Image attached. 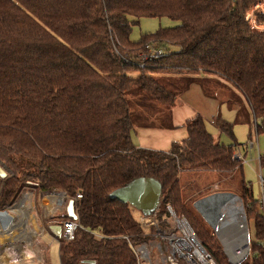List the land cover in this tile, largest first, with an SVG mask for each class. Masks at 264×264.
<instances>
[{"label": "trees", "instance_id": "16d2710c", "mask_svg": "<svg viewBox=\"0 0 264 264\" xmlns=\"http://www.w3.org/2000/svg\"><path fill=\"white\" fill-rule=\"evenodd\" d=\"M259 1L0 0V166L7 172L0 178V209L28 187L72 199L81 194L74 240L59 236L61 264H137L127 238L147 241L154 228H143L137 210L111 194L137 178H153L162 186L159 222L171 207L212 257L228 264L222 244L186 205L180 174L244 173L243 145L216 142L199 115L187 122L188 138L169 152L139 148L135 125L149 118L145 112L133 118L127 96L142 90L136 104L171 107L177 94L156 75L217 76L242 94L256 134L264 135V32L247 20ZM141 18L178 24L133 41ZM150 43L164 53L144 59ZM155 112L148 116L155 119ZM219 125L234 134L232 124ZM240 191L263 242L264 183L260 198L245 181ZM251 250L247 263L264 264L263 243Z\"/></svg>", "mask_w": 264, "mask_h": 264}, {"label": "rangeland", "instance_id": "374dc122", "mask_svg": "<svg viewBox=\"0 0 264 264\" xmlns=\"http://www.w3.org/2000/svg\"><path fill=\"white\" fill-rule=\"evenodd\" d=\"M177 24H178L177 22H174L169 18H141L139 20V23L133 28L131 38L133 41H137L143 34H152V33H155L160 28L174 27ZM194 77L195 76H187V78H194ZM173 78H176V79H173ZM178 78H181L180 75H174V74L173 75L159 74V75H156V77H155L157 82H159L162 85H164L165 87L169 88L171 91H173L177 95L180 91H182L185 88V85L187 84V80L182 81ZM136 93L140 94V96H141V94H144V92L142 90H137V91H135V93L134 92L129 93L127 96L128 101L130 103L132 113H133L132 114L133 118L135 117V115L138 116L139 114H144V112H145L146 113L145 117L152 120V117L148 116L149 112H152L153 110H157V112H155L153 114L156 117L155 120H158V121L163 122V123H166L167 120L170 121V115H169L170 107L162 106L154 100L151 102L153 104H155V107H149L148 101L146 102L145 105H142V104L138 105V104H136L137 99H138V97H136ZM242 102H243V105L245 106V108L249 111V109H248L249 107L243 99H242ZM158 117L160 118V120L158 119ZM251 118H252L251 119L252 124H250V123H249V125L236 124L235 128H234V132H233L234 134L233 135L225 133L221 129H220L221 130L220 131L221 133H220L219 129L216 128V125H212L211 123H210V125L207 124L208 125L207 128L209 129V131L212 134L215 135L214 137H215L216 142L224 143L227 145H230V144L237 142L239 144L244 145L247 142H249V138H250V136H252L251 138L253 139V143L256 144V147H258L257 142L259 140V144L261 145V151H262V149L264 151V135H258V137H257V134L254 130L253 116ZM137 126H138V124L136 123L135 127H137ZM134 132H135V130H134ZM133 137L135 138L134 133H133ZM247 148H248L247 149L248 155H247L245 163H244L245 164L244 173H242L240 171L234 172L232 174L222 173V172H207V171H200V172L184 171V172H181V174H180V185H181L182 190H183V196H184V200L186 202V205L188 206L189 209H191L198 216V218L200 220H202L205 223L209 232L212 235L216 236L217 240H219V242L222 244V246H223V243H222L220 237H221V234H223V231H222V233H221V231L219 232V230H221L219 228L220 227L222 228V226H224L228 222H230L231 224H234V223L237 224L239 217L236 216L237 221H236V218L230 217L229 216L230 210L228 211L225 204L222 205L218 211L219 213H218L217 220H216L217 221L216 226L219 229L218 230L217 228L215 229L204 218V216L197 209L195 204L199 200L204 199V198L212 195V194H210L212 189L216 191L214 194L222 193V192H225L226 190H231L232 191L231 193L239 196V194L241 193L240 190H241L242 181L243 182L245 181L249 186L252 187L253 192H254V196L256 199L260 198V196L262 195V186L264 183V169L261 170L260 166H259L258 148L252 149V146L250 147V145L247 146ZM262 153L264 156V152H262ZM260 170H261V173H260ZM226 192H228V191H226ZM28 193L34 194L33 200H32L33 201L32 205H33V209H34V213H33L34 218L32 219L31 227L37 228V230L34 231V233L32 234V238H34L37 235L38 230H40V232L38 233L39 235L33 241L34 244L31 241L32 238L30 240H28L26 243L25 239H26L27 235L23 236L22 237L23 239L18 238L19 243L16 241V239L11 241L12 237H11V239H9L8 233H6V232L10 231L12 226H15L17 228V229L16 228L13 229V231H16L15 234L21 235L22 232H26V230L21 231L22 228H20L21 227V225H20L21 216L16 217V215L13 213V214H11L12 217H10L11 223L0 222V227H1V229H0V262L3 261V264H11L12 261L10 259H14V258L16 259V258H18V256H20V260L13 263V264H39V262H40V261L34 262V260L37 259L36 252L39 250V247H41L40 245L42 242V239H41L42 234H43V232H45V229L42 227V223H43V221H45L44 218L42 217V215L47 210V206L44 205V203L42 201L43 199H42L41 194H43V193H39L33 187L25 188L22 191V193L20 194V196L18 197L15 204L22 197H23L22 199H25L27 197ZM44 195H47V194H44ZM228 203H230V202H226V205L232 206L231 204H228ZM233 203H235L233 208H235V206L240 208L241 205L244 207L243 202L241 203L239 201H236ZM9 208H7V209H9ZM7 209H5V210H7ZM5 210H1V211H5ZM135 214L137 217H140V213L138 210L135 211ZM220 215H221V217H220ZM231 226H233L231 229L225 231L226 236H228V235L231 236L234 234L233 232H235V226L236 225H231ZM238 229H240V227ZM249 230H250V241L254 244H261L262 240L257 238V231H256L254 220L250 221V229ZM43 241L49 243V237L46 236L43 239ZM16 243H18L19 245ZM30 246L31 247L33 246V252H34L33 257L30 255V251L28 250L29 249L28 247H30ZM17 251H19V252H17ZM49 253H50L52 264H60L61 263L60 262V249H59V246L57 245V243H53V244H51V246H49ZM27 256H29V257H27Z\"/></svg>", "mask_w": 264, "mask_h": 264}, {"label": "crops", "instance_id": "0c3cea01", "mask_svg": "<svg viewBox=\"0 0 264 264\" xmlns=\"http://www.w3.org/2000/svg\"><path fill=\"white\" fill-rule=\"evenodd\" d=\"M178 79L186 81L188 78L187 76H182ZM242 99L246 103V100L242 96V94L237 92L232 84H230L225 79L217 76L199 74L192 78L191 82L188 83L186 87L178 93L175 104L171 106L169 110L170 121L167 120L166 123H163L153 118L152 120H143L137 127H135V138L133 137L134 143L142 149L158 152H169L173 144L182 142L188 138L187 122L199 115L208 122V125H210V123L212 125H216V128L219 129V132L222 130L221 127H219V120L232 124L234 132L236 124H252V116L251 112H249L250 109L248 108V111L245 108ZM158 119L160 120L159 117ZM212 135L213 137L215 136L214 134ZM251 137L252 136H250L249 138V142L244 144L238 150V155L240 157L243 156L245 160L248 155L247 146L250 145L251 147V143H253V139ZM257 144L258 147H256V144L253 143L252 149L258 148V162L260 169L262 170L264 168L261 167L260 157L263 156L262 152L264 151L263 149L261 151L259 140ZM226 191L232 192L231 190ZM215 192L216 191L212 189L210 194H214ZM33 196L34 194L28 193L25 199L21 198V200H19L17 203V207L19 209H23L24 212L23 220L28 230V233L26 234L27 237L25 239L26 243L32 238V234L34 233V231L37 230V228L31 227V222L34 218V209L32 205ZM41 196L43 199L42 201L44 205L47 206L48 211L46 210L42 215L45 220L42 223V227L45 229V232H43L42 234V242L40 245L41 247H39V250L36 252L37 259H35L34 262L40 261L39 264H52L49 253V246H51V244L53 243H57L60 249L59 236L61 234H59V232H57V229L53 228V226L59 224V219L67 214V206L64 210H58L57 206L60 205L62 201L57 203L49 200L46 195H44V193L41 194ZM56 211L58 212V214H60L59 217L55 216ZM39 232L40 230H38L37 235L31 239L32 242L39 235ZM46 236L49 237V243L43 241ZM28 248V250L30 251V255L33 257V246ZM10 260L12 261L11 264H13L20 260V256H18V258L16 259L14 258ZM0 263L3 264V261H1Z\"/></svg>", "mask_w": 264, "mask_h": 264}, {"label": "built area", "instance_id": "2783aa9c", "mask_svg": "<svg viewBox=\"0 0 264 264\" xmlns=\"http://www.w3.org/2000/svg\"><path fill=\"white\" fill-rule=\"evenodd\" d=\"M263 19L264 0H260L251 5L247 13V20L253 30L264 32ZM146 52L143 55L144 59L148 57H159L164 53L154 43L147 45ZM251 146H253V143H251ZM58 194H62L64 199L57 208L58 210H64L72 198L64 192L47 195L53 196ZM81 198L82 195L77 194L73 200L76 202ZM168 210L170 211V215L164 217V223H160L158 220L160 207L151 216H140V222L143 228H154L147 233L149 240L137 244L131 243L130 238H127L136 256L137 264H219L198 239L186 218L177 216L171 207ZM59 215L56 211L55 216L59 217ZM239 219L237 224L226 223L222 228H219L221 230L216 226L219 232L221 231L222 233V231L225 232L231 229L233 227L231 225H236L235 232H233L234 234L232 233L233 235L227 239L220 237L228 264H248L249 259L253 258L249 230L250 224L244 208L243 212L240 209ZM58 222L62 227L60 235L68 238L67 242L73 241L75 229L79 224L73 220H61ZM239 227L240 229H238ZM262 243L264 245V240ZM252 263L251 260L250 264Z\"/></svg>", "mask_w": 264, "mask_h": 264}, {"label": "water", "instance_id": "95a60500", "mask_svg": "<svg viewBox=\"0 0 264 264\" xmlns=\"http://www.w3.org/2000/svg\"><path fill=\"white\" fill-rule=\"evenodd\" d=\"M6 176L7 172L0 166V178L4 179ZM161 196V184L155 179L147 177L137 178L126 186L115 190L111 194L112 199L118 200L123 204H130L144 216H151L158 210V208L161 206ZM236 201L242 203V199L239 196L231 192H222L212 194L204 199L199 200L196 202L195 206L202 213L204 218L216 229V218L218 216L220 207L226 204V202L233 203ZM14 205L15 204L12 206ZM243 208L244 207L241 205L240 209L242 212ZM66 215L69 218L78 221L79 216L76 212L75 200H69ZM53 228L57 229L59 234L62 232V227L60 224L53 226ZM86 264H95V262L87 261Z\"/></svg>", "mask_w": 264, "mask_h": 264}, {"label": "bare ground", "instance_id": "6f19581e", "mask_svg": "<svg viewBox=\"0 0 264 264\" xmlns=\"http://www.w3.org/2000/svg\"><path fill=\"white\" fill-rule=\"evenodd\" d=\"M46 197L49 199V200H52V201H54V202H61V201H63V199H64V196L62 195V194H58V195H53V196H48V195H46ZM23 198V197H22ZM21 200V199H20ZM21 202V201H20ZM18 203V202H17ZM17 203L14 205V206H12V207H10L9 209H7V210H5V211H1L0 210V222H2V223H11V219H10V217H12V215L11 214H15L16 215V217H18L19 215L21 216V221H20V225H21V227L20 228H22V230L21 231H25L26 230V232H22V234L20 235V234H15L16 233V231H13V229H15L16 227L15 226H12L11 227V229H10V231H7L6 233H8V238L9 239H11V237H12V240L11 241H13V240H15L16 239V241L19 243V239H23L22 237L23 236H25L28 232V230H27V226H26V224H25V222H24V220H23V217H24V212H23V209H19L18 207H17ZM228 204H231L232 206H228V205H226L225 204V206L227 207V209H228V211L230 210V217H232V218H236V221H237V217H239V215H240V208L239 207H236L235 206V208H233L234 207V205H235V203H232V202H230V203H228ZM210 214V213H209ZM226 215V214H225ZM237 216V217H236ZM220 217H221V215H220ZM220 219V218H219ZM239 219V218H238ZM216 220H217V218H216ZM233 220V219H232ZM240 220V219H239ZM15 224V223H14ZM19 228V227H18ZM0 229H1V227H0ZM17 229V228H16ZM5 231V230H4ZM20 231V232H21ZM24 233V234H23ZM6 235V234H5ZM221 237L222 238H224V239H227V238H229L230 236L228 235V236H226L225 235V232H223V234H221ZM19 238V239H18ZM18 243H16V244H18ZM19 245V244H18ZM17 245V246H18ZM31 247V246H30Z\"/></svg>", "mask_w": 264, "mask_h": 264}, {"label": "flooded vegetation", "instance_id": "af4514ba", "mask_svg": "<svg viewBox=\"0 0 264 264\" xmlns=\"http://www.w3.org/2000/svg\"><path fill=\"white\" fill-rule=\"evenodd\" d=\"M68 240V238H66V241Z\"/></svg>", "mask_w": 264, "mask_h": 264}]
</instances>
